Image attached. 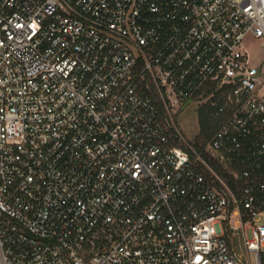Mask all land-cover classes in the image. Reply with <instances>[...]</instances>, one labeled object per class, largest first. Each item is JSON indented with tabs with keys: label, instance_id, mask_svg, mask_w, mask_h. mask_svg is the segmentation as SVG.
Segmentation results:
<instances>
[{
	"label": "built area",
	"instance_id": "obj_1",
	"mask_svg": "<svg viewBox=\"0 0 264 264\" xmlns=\"http://www.w3.org/2000/svg\"><path fill=\"white\" fill-rule=\"evenodd\" d=\"M247 36L264 0H0V264H264ZM199 100L226 112L200 150Z\"/></svg>",
	"mask_w": 264,
	"mask_h": 264
},
{
	"label": "rangeland",
	"instance_id": "obj_2",
	"mask_svg": "<svg viewBox=\"0 0 264 264\" xmlns=\"http://www.w3.org/2000/svg\"><path fill=\"white\" fill-rule=\"evenodd\" d=\"M246 48L252 53L255 54L256 59L259 60L261 56H264V46L261 45L259 39L252 38L247 36L244 39ZM205 100H199L197 102H188L180 110L177 116V126L182 132L185 139L192 141L195 135L199 131L198 125V109L201 105L208 104L204 102ZM210 107H212L209 104Z\"/></svg>",
	"mask_w": 264,
	"mask_h": 264
},
{
	"label": "trees",
	"instance_id": "obj_3",
	"mask_svg": "<svg viewBox=\"0 0 264 264\" xmlns=\"http://www.w3.org/2000/svg\"><path fill=\"white\" fill-rule=\"evenodd\" d=\"M221 102L219 101L218 105L215 107H210L209 103L201 105L198 109V125H199V131L195 135V137L192 139V144L200 150L204 144L208 141L210 138L212 132L216 129L218 125L219 118H214L211 116V114L216 110H221ZM181 110V109H180ZM180 110L176 113V121L177 116L180 112ZM223 115H226V112L224 110H221ZM211 163H215L210 160ZM217 169L221 171L220 167L217 166ZM222 173H224L222 171ZM224 176L227 178V176L224 174Z\"/></svg>",
	"mask_w": 264,
	"mask_h": 264
}]
</instances>
